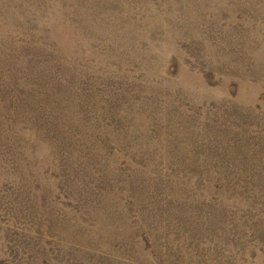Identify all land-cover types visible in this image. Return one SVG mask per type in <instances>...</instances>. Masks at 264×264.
Instances as JSON below:
<instances>
[{"label":"rangeland","instance_id":"obj_1","mask_svg":"<svg viewBox=\"0 0 264 264\" xmlns=\"http://www.w3.org/2000/svg\"><path fill=\"white\" fill-rule=\"evenodd\" d=\"M0 264H264V0H0Z\"/></svg>","mask_w":264,"mask_h":264}]
</instances>
